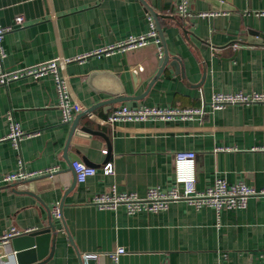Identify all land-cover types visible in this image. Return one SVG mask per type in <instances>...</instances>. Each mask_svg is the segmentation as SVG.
<instances>
[{
  "label": "crops",
  "instance_id": "crops-1",
  "mask_svg": "<svg viewBox=\"0 0 264 264\" xmlns=\"http://www.w3.org/2000/svg\"><path fill=\"white\" fill-rule=\"evenodd\" d=\"M146 1L158 13L164 42L160 36L144 47L94 53L62 69L73 100L92 117L75 112L69 122L62 120L51 74L0 84V236L54 224L53 254L41 264H111L106 254L90 260L84 254L119 246L126 248L119 264H264V196L250 197L246 208L219 212L178 201L160 212L131 214L125 204L100 208L92 202L112 185L139 196L152 186L169 188L182 150L196 152L200 191L217 177L264 186V102L210 108L214 92L264 90V40H251L264 34V0H188L193 15L186 20L176 12L181 0ZM203 11L215 13L198 15ZM18 15L24 24L15 25ZM149 16L141 0H0V23L14 26L4 36V65L15 69L95 52L147 33ZM123 95L142 98L118 100ZM134 102L206 111L100 123L115 107ZM10 115L28 133L18 147L7 138ZM74 123L100 133L72 134ZM75 158L96 172L77 180ZM19 159L28 172L57 170L32 182H4ZM108 160L115 174L104 173ZM57 202L60 217L52 211ZM10 257L0 254V264H18L11 251Z\"/></svg>",
  "mask_w": 264,
  "mask_h": 264
},
{
  "label": "built area",
  "instance_id": "built-area-1",
  "mask_svg": "<svg viewBox=\"0 0 264 264\" xmlns=\"http://www.w3.org/2000/svg\"><path fill=\"white\" fill-rule=\"evenodd\" d=\"M176 12L179 16L186 20L193 15V12L188 8V0H181L176 4ZM215 12L203 11L198 13L200 16H208ZM150 29L145 34L137 36H130L125 40L112 44L95 52L80 54L74 57H55L49 60L41 61L35 64L7 69L4 65L6 50L3 46L5 34L10 31L14 26H4L0 23V84H7L13 80L22 78H32L38 80L41 77L51 74L55 80L56 89L59 96V106L61 109L62 120L69 122L75 112H84L89 117L94 113L88 111L87 108L82 106L79 102L73 100L71 90L68 82L64 77L62 69L68 63L76 60H82L94 53H111L115 50H131L139 47H144L151 39L160 42V34L157 28L156 21L149 16ZM25 22L23 15H18L15 18V25H22ZM254 102H264V90L254 91L251 93L244 92H214L210 101V108L220 109L229 104H250ZM205 107L198 108H165L159 106H131L122 105L115 107L107 119L100 118L101 124H115L119 121L126 120H149V119H162L170 120L175 116H191L192 114L204 113ZM10 118L9 133L7 138L11 139L15 147L19 146L20 141L28 133L23 130L18 122L12 116ZM102 152L108 154V149L103 148ZM19 167L13 172L5 174L3 181L6 183H15L32 178L39 177L43 174L53 173L57 168H51L41 172H28L23 168V161L19 159ZM76 172L77 180H83L87 174L96 172V167L87 164L84 161L77 160L72 163ZM104 173L115 174L113 163L108 160L103 165ZM196 152L193 150H182L176 152L175 155V180L169 188H162L160 186L150 187L144 196H139L135 192H119L115 185H112L108 190L97 194L92 198V202L97 204L100 208H116L121 204L127 206L128 212L135 214L139 211L146 210L149 212H160L166 210L170 203L178 201H186L196 207L204 205L214 207L217 212L222 208L243 209L248 205V200L252 196H264V186L257 189L246 182H237L234 184L229 183L225 178L217 177L214 183L204 190L196 188ZM53 213L60 217L61 204L57 202L53 206ZM31 230L20 231L16 228L4 233L0 236V242L5 243L13 236L29 232ZM126 253L124 246H119L107 252L85 253L86 260L97 259L101 254H106L111 259V264H119L121 255Z\"/></svg>",
  "mask_w": 264,
  "mask_h": 264
},
{
  "label": "water",
  "instance_id": "water-1",
  "mask_svg": "<svg viewBox=\"0 0 264 264\" xmlns=\"http://www.w3.org/2000/svg\"><path fill=\"white\" fill-rule=\"evenodd\" d=\"M141 1L145 5L146 10L154 17L156 24H157L159 34L164 42L163 31L159 23L158 13L154 10V8L150 4H148L146 0H141ZM255 34L258 35L259 38H251V40L253 41H263L264 40V34H258V32ZM168 60H169V54L167 51H165L164 57L161 59V65L165 66ZM94 75L95 74H93L92 76ZM141 98L142 96L139 97V96L123 95L120 98H118V100L137 101L138 99H141ZM131 105L136 106L137 104L136 102H134ZM77 127H78V123H74L72 127V134L81 133L83 135L84 134L89 135L90 133L93 134V132L100 133V131L93 130L88 125H85L81 128H77ZM108 156H109V150H108ZM77 160L84 161L81 158H75L73 162ZM37 178L15 182L13 183V185H17L20 183H26V182H32V181H35ZM57 234L58 233H57L55 225L50 223V225L45 228L34 229L29 232L22 233V234L11 237L3 245L0 246V254L2 258L7 261L11 258L10 257V251H11L12 255L14 254L15 261L18 264H41L53 254L54 244L57 238ZM50 242L52 243V248H51V251H47V245L50 244Z\"/></svg>",
  "mask_w": 264,
  "mask_h": 264
}]
</instances>
